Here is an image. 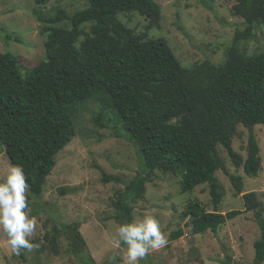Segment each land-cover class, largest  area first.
<instances>
[{
    "label": "trees",
    "instance_id": "trees-1",
    "mask_svg": "<svg viewBox=\"0 0 264 264\" xmlns=\"http://www.w3.org/2000/svg\"><path fill=\"white\" fill-rule=\"evenodd\" d=\"M34 2L42 11L48 0ZM86 2L87 8L72 16L62 10L54 17L35 14L43 24L44 60L0 53V144L9 164L23 167L30 196L37 202L42 197L56 156L75 137L68 107L101 95L105 107L96 122L102 126L106 108L115 112L139 163L137 175L116 193V222L133 221V206L143 199L154 172L179 176L182 193L207 184L214 208L207 212L199 203L188 202L182 217H190L191 234L219 237L226 222L252 212L261 235L252 245L251 264H264V215L257 193H243V211L221 214L224 192L214 177L217 170H224L219 146L245 176L256 178L261 171L254 136H249L245 159L233 153L231 138L238 126L251 129L264 124V53L249 56L239 48L256 38L257 27L264 34V0L235 1L232 13L242 20V29L235 31L222 63L205 60L189 67L180 64L162 35L148 38L162 20L154 0ZM132 14L144 20L142 27L128 25ZM64 20L69 28L60 25ZM10 40L23 42L18 36L4 37ZM110 180L104 175V183ZM229 180L239 195L244 189L241 177ZM60 230L70 251L82 254L78 225ZM181 236L178 230L170 239ZM57 240L55 232L47 239L54 253ZM223 263L231 264L230 256Z\"/></svg>",
    "mask_w": 264,
    "mask_h": 264
},
{
    "label": "rangeland",
    "instance_id": "rangeland-1",
    "mask_svg": "<svg viewBox=\"0 0 264 264\" xmlns=\"http://www.w3.org/2000/svg\"><path fill=\"white\" fill-rule=\"evenodd\" d=\"M154 1L161 7L162 20L159 29H152L148 38H156L154 33L162 35L175 50L173 53L183 67L205 60L222 63L235 31L242 29V20L232 13L236 0ZM40 8L42 11L34 0H0V53L44 60V37L40 35L43 24L35 14L40 12L46 17H54L57 10H62L72 16L86 9L87 2L48 0ZM132 16L134 20L129 21L130 27L138 23L141 27L144 25V20L137 14ZM60 25L70 27L66 20ZM8 34L20 37L23 42L4 41ZM255 35V39L239 45L249 56L264 53V34L258 27ZM95 97L68 107L75 137L56 156L55 168L47 177L38 202L27 194V212L37 222L36 231L30 238L36 247L31 251L21 249L19 255L11 254L6 246L7 238L0 235V264H109L110 257L123 253V246L117 249L114 245L119 224L115 220L113 203L117 191L121 192L124 185L137 175L139 163L135 148L128 141L115 112L106 108L101 119L102 126L96 122L105 102L101 95L98 99ZM250 135L257 142L261 158V171L256 178L245 176L241 169L234 167L227 151L221 146L217 148L224 166V170L214 173L224 192L219 205L221 214L232 210L243 211V193L255 192L264 215V124L251 129L238 126L231 138V149L245 159ZM9 165L4 147L0 144V177L6 174ZM104 175L111 180L104 183ZM233 175L240 176L244 186L237 196L229 180V176ZM62 188L64 193L60 191ZM190 200L199 203L207 212L214 209L207 184L196 187L190 193H182L179 176L157 171L150 176L143 199L133 206V220L145 215L154 216L167 236L168 244L161 250L150 252L140 264H224L226 256H230L231 264H251L254 258L252 245L261 235L253 213L245 212L226 222L219 237L209 232L192 235L190 217H182ZM72 224L78 225L84 241V250L80 255L70 251L69 241L60 230ZM178 230L182 231V236L171 241V233ZM54 232L58 236L57 253L47 245V239ZM222 244L227 251L220 249ZM116 264H124L121 255H116Z\"/></svg>",
    "mask_w": 264,
    "mask_h": 264
},
{
    "label": "clouds",
    "instance_id": "clouds-1",
    "mask_svg": "<svg viewBox=\"0 0 264 264\" xmlns=\"http://www.w3.org/2000/svg\"><path fill=\"white\" fill-rule=\"evenodd\" d=\"M29 188L20 165L10 164L6 174L0 177V235L7 238L6 246L15 255H19L21 249L31 251L36 247L30 239L37 222L27 212ZM167 244L159 221L152 215H145L116 228L114 245L117 249L123 246L124 251L110 257L109 264H116V255L122 256L124 264H140L150 252L161 250Z\"/></svg>",
    "mask_w": 264,
    "mask_h": 264
}]
</instances>
